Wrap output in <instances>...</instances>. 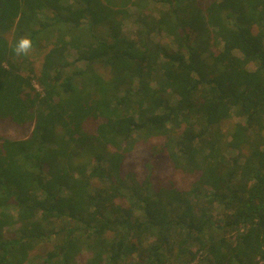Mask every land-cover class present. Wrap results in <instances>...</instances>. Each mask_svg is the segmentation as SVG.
<instances>
[{
  "label": "trees",
  "instance_id": "16d2710c",
  "mask_svg": "<svg viewBox=\"0 0 264 264\" xmlns=\"http://www.w3.org/2000/svg\"><path fill=\"white\" fill-rule=\"evenodd\" d=\"M154 1L0 0V264H264V0ZM155 136L189 186L127 167Z\"/></svg>",
  "mask_w": 264,
  "mask_h": 264
},
{
  "label": "rangeland",
  "instance_id": "374dc122",
  "mask_svg": "<svg viewBox=\"0 0 264 264\" xmlns=\"http://www.w3.org/2000/svg\"><path fill=\"white\" fill-rule=\"evenodd\" d=\"M99 2H102V0H98ZM194 5L196 7L205 8L212 0H192ZM150 6L153 9H158L161 7V4L157 1L150 0ZM156 6V7H155ZM164 8V7H161ZM100 14L102 13V10H99ZM129 14L122 20L121 25V31L124 32L129 37H136V31L138 27V21H139V11L135 7H131L128 10ZM158 11H155V15ZM87 21H90V18H88ZM142 27V26H140ZM93 29L96 30L95 27ZM139 30V29H138ZM96 34L101 35L94 31ZM46 36V35H45ZM150 41L153 44L159 43L161 45H168L169 42H171V37H169L164 31H155L152 34H150ZM41 46L43 48L40 50V52L37 51L36 48L33 47L31 50L30 56L34 59L35 66L38 67L41 66V63L43 62L44 56L42 55L43 52H47L49 50V40L48 39H41ZM65 54L69 58L75 57L77 54L76 48H68L65 51ZM73 56V57H72ZM252 66V64L250 65ZM97 69L102 74H107L109 71L105 72L103 67L101 65H97ZM108 75V74H107ZM36 83V81H33V85ZM35 86V85H34ZM36 87V86H35ZM38 89V88H37ZM40 90V89H39ZM235 121H242L243 119L237 118L234 116L233 118ZM227 123V122H226ZM223 123V124H226ZM230 124L228 123L225 125V130L229 129ZM33 128V122H26V123H17L12 121L11 118H0V137H9L13 139L18 138H25L28 136ZM163 137H152L146 140H140L133 146V149L129 153L127 157L128 165L127 167H132L140 176V178L144 177L147 173H152L156 178V185L159 187L160 185H167V182L171 181V179H175L177 184L182 187L189 186L192 181L194 180L192 178L193 174L186 173L184 171L178 170L174 167L173 163L167 159L165 156V153H163L160 150V144L163 142ZM228 156H235L237 155L236 149H231L227 152ZM241 161L243 158L240 159ZM151 165V167L148 166ZM15 228V226L11 227ZM48 245H40L37 247L36 251H34L35 260H41V255L45 252V249ZM49 248V247H48ZM47 248V249H48ZM89 258V254L87 252H82L76 260L77 264H84V262ZM261 264L262 261L260 262Z\"/></svg>",
  "mask_w": 264,
  "mask_h": 264
},
{
  "label": "clouds",
  "instance_id": "9594fccd",
  "mask_svg": "<svg viewBox=\"0 0 264 264\" xmlns=\"http://www.w3.org/2000/svg\"><path fill=\"white\" fill-rule=\"evenodd\" d=\"M33 48V40L30 36L21 37L14 45L13 51L17 56H27Z\"/></svg>",
  "mask_w": 264,
  "mask_h": 264
},
{
  "label": "crops",
  "instance_id": "0c3cea01",
  "mask_svg": "<svg viewBox=\"0 0 264 264\" xmlns=\"http://www.w3.org/2000/svg\"><path fill=\"white\" fill-rule=\"evenodd\" d=\"M52 15H53V13H52ZM87 21V20H86ZM10 34H8V36L11 38V37H13V30L11 31V32H9ZM124 33V32H123ZM43 36H45V35H43ZM51 36H52V40H55V36H54V33H52L51 34ZM33 49V48H32ZM31 53V52H30ZM32 58V57H31ZM32 60H33V58H32Z\"/></svg>",
  "mask_w": 264,
  "mask_h": 264
},
{
  "label": "built area",
  "instance_id": "2783aa9c",
  "mask_svg": "<svg viewBox=\"0 0 264 264\" xmlns=\"http://www.w3.org/2000/svg\"><path fill=\"white\" fill-rule=\"evenodd\" d=\"M34 85L36 86V88L41 89L37 82Z\"/></svg>",
  "mask_w": 264,
  "mask_h": 264
}]
</instances>
